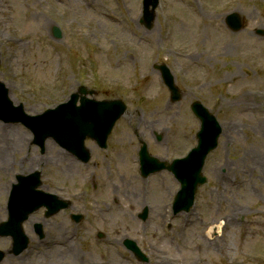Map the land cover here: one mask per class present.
I'll return each instance as SVG.
<instances>
[{
	"label": "rangeland",
	"instance_id": "374dc122",
	"mask_svg": "<svg viewBox=\"0 0 264 264\" xmlns=\"http://www.w3.org/2000/svg\"><path fill=\"white\" fill-rule=\"evenodd\" d=\"M70 1L5 0L0 80L30 115L62 103L81 86L96 100L121 99L127 111L108 150L86 141L88 165L67 163L51 139L40 151L25 127L0 121L6 154L0 161V222L18 174L41 172L42 190L68 205L55 214L47 242L34 239L17 259L6 254L5 264H74L77 253L81 263L113 257L118 264H264V103L244 109L237 103L244 89L264 95V0H159L149 28L142 0ZM232 12L242 18L238 32L224 22ZM53 27L62 39L53 38ZM230 35L234 41L217 55ZM155 65L170 69L179 101L171 102ZM194 101L215 115L222 133L206 158L207 182L193 206L173 215L178 182L168 171L141 178L138 153L145 143L158 161L171 162L195 147ZM144 208L148 217L141 221ZM74 215L87 219L77 224ZM220 221L221 232L209 234ZM59 238L73 240V248L53 252ZM125 239L135 241L148 262L135 259ZM11 244L10 237L0 238L1 250Z\"/></svg>",
	"mask_w": 264,
	"mask_h": 264
},
{
	"label": "water",
	"instance_id": "95a60500",
	"mask_svg": "<svg viewBox=\"0 0 264 264\" xmlns=\"http://www.w3.org/2000/svg\"><path fill=\"white\" fill-rule=\"evenodd\" d=\"M157 5L158 0L143 1L144 18L148 27L154 20V11ZM226 20L231 30L239 31L242 28L241 19L236 13L229 15ZM53 35L57 38L60 37L57 28H53ZM160 70L163 80L171 92L172 101H178L180 99L179 91L173 83V78L166 68L161 67ZM82 92L85 91L82 90ZM77 97L78 95H73L72 101L55 109H49L42 114L30 116L24 112L22 105L14 106L9 99L7 89L0 84V119L5 122L21 123L33 134L35 144L41 147L46 139L53 138L61 147L76 154L73 145L74 143L81 144L85 136L95 139L104 146L113 124L125 113V105L121 101L97 102L82 97L81 106L75 108L73 105ZM191 111L200 121V130L196 135L197 146L185 158L166 164L150 157L146 145H143L139 151L140 170L143 177L167 170L179 182L180 190L176 194L172 206L174 214L188 212L192 207L198 186L206 182L202 175L205 159L217 147L221 134V127L216 118L200 103H193ZM73 131H80L83 136L75 138L71 134ZM82 150L87 152L84 148ZM81 159L87 162L89 157L84 154ZM39 176L40 173L36 172L18 178V183L13 186L9 201V219L5 224H0V236H12L18 253L27 247V238L21 230V223L27 219L28 215L43 206L49 209L46 215H54L68 206L66 203L60 202L56 196L37 190L41 185ZM146 218L147 210H144L140 219L145 220ZM74 220L78 221L79 218L74 217ZM125 246L141 261L147 260L133 241L126 240ZM1 259L2 254L0 253Z\"/></svg>",
	"mask_w": 264,
	"mask_h": 264
},
{
	"label": "flooded vegetation",
	"instance_id": "af4514ba",
	"mask_svg": "<svg viewBox=\"0 0 264 264\" xmlns=\"http://www.w3.org/2000/svg\"><path fill=\"white\" fill-rule=\"evenodd\" d=\"M4 2H5V0H4V1H3V0H0V26H1V27L5 25V4H4ZM0 37H1V39L3 40L2 43H5V33L1 32ZM0 54H1V53H0ZM115 127H116V124H115V126H114V128H113L111 134L109 135V137H108V139H107V142H106V148H105V149H101L100 146L97 145V143H96L95 141H93V140H91V139H89V140L93 141L92 143H95V145H96V147H97L98 149H100V150H102V151H106V150L109 149V147H112V146L110 145V142H111L112 140L115 139V137L113 138V136H114V134H115V132H114ZM87 140H88V138L85 139V141H84V146H85V148L88 149L89 154H90V157H91V159H92V151H91V149L86 145V141H87ZM60 149H61V148H60ZM13 150H14V149H13ZM61 150H62V153L65 155V160H66L67 163H69V164H74L75 162H77V163H81V162L79 161V159H78L76 156H73L72 154H70L69 152H67V151H65V150H63V149H61ZM91 159H90V161H91ZM50 161H51V160H50ZM90 161H89V162H90ZM89 162H88V163H89ZM51 163H52V161H51ZM88 163H86V164H84V165H88ZM82 164H83V163H82ZM42 185H43V184H42ZM44 188H46V187H44V185H43V189H44ZM9 190H10V189H9ZM9 190H8V193H7V200H8V196H9ZM7 200H6V207H5V209H6V214H7V209H8V208H7ZM39 211H40V210H39ZM41 211H42L43 215H30V216L28 217V219L25 220L24 223L22 224L23 231H24V233L26 234V236H27V238H28V247H27V249L29 248L31 242H32L34 239H37L39 243H42L43 241H46V242H47V239H46V238H47V237H50V235L53 233L52 231H53L54 229H56V228L54 227L55 224H54V222H53V219H54V217H55L56 215L48 216V215H45V211H44V210H41ZM6 217H7V215H6ZM85 219H87V218H84L83 216H81L80 221H79L78 223H80L81 221H83V220H85ZM4 221H5V215H4V217H3L2 222H4ZM78 223H77V224H78ZM2 239H5V238H2ZM3 244H5V242H4ZM11 246H12V244H11ZM52 247H53V246H52ZM50 249H51V248H50ZM2 250L4 251L5 255H4V258H3V260L1 261L0 264H5V257H6V254L9 255L8 257H13V259H17V258H15V257H20V256H22V254H23V252H22V253H20V254H18V255H15V254L13 253V248H12V247H10V248L7 250V252H5V245H4V248H3ZM50 251L52 252V250H50ZM13 261H14V260L10 261V264L13 263ZM53 264H56V262H55V263L53 262Z\"/></svg>",
	"mask_w": 264,
	"mask_h": 264
},
{
	"label": "bare ground",
	"instance_id": "6f19581e",
	"mask_svg": "<svg viewBox=\"0 0 264 264\" xmlns=\"http://www.w3.org/2000/svg\"><path fill=\"white\" fill-rule=\"evenodd\" d=\"M64 1H66L67 4H69V5L72 3V1L68 2L69 0H64ZM79 1H81V0H79ZM96 7L99 9L98 13L102 12V11L104 12L102 7L98 6V4H96ZM102 16H104V14H102ZM95 28H96L95 32H98V30H101V28H98L97 26H95ZM92 30H94V29L92 28ZM92 30L91 29L89 30L88 35H90V32ZM199 32H200V35L206 34V30L204 28H201V30H199ZM231 37H232V35L228 36L229 41L224 42L225 44L222 48L221 47L218 48V51H217L218 54L217 55H221L222 52H225V50H227L228 44L234 41ZM143 41H145L147 43L146 40H143ZM178 56L180 58H186L187 57L184 55H178ZM237 103L241 104L243 109L248 108V107H253L255 105L261 106L260 103H264V95L263 94L261 95L260 93H258L256 91H250L249 89H244L237 96ZM4 158H6V154L4 151H2L0 149V161H3ZM224 225H225V222H223V221L218 222L216 226L211 227V229L209 230V234H219L222 230V226H224ZM72 241L73 240H71V239L59 238L57 240L56 246L53 248V252L54 251H61V250H64L65 248H71L72 249L73 248ZM57 246H60V248H57ZM64 254L68 255L70 253L68 252V250H65ZM80 255H81V253H77L75 255L76 263H74V264H77V263H79V264H101V263L94 261V260H90L87 263H83V262L81 263L80 258H82L83 256H80ZM64 261H67V260H64ZM160 261H163V260H160ZM56 264H67V263L57 261ZM103 264H118V263L113 259V257H107L106 261Z\"/></svg>",
	"mask_w": 264,
	"mask_h": 264
}]
</instances>
